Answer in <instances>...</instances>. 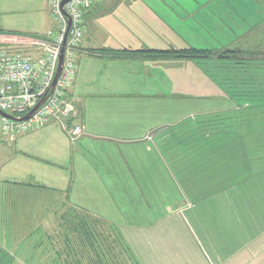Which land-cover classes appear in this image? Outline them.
I'll return each mask as SVG.
<instances>
[{"label": "crops", "instance_id": "0c3cea01", "mask_svg": "<svg viewBox=\"0 0 264 264\" xmlns=\"http://www.w3.org/2000/svg\"><path fill=\"white\" fill-rule=\"evenodd\" d=\"M161 1L86 11L65 92L85 127L76 142L54 120L0 141L13 150L0 167V244L14 264L84 263V219L118 225L140 264H264V104L242 83L255 68L123 51L221 48L264 19L261 7Z\"/></svg>", "mask_w": 264, "mask_h": 264}, {"label": "built area", "instance_id": "2783aa9c", "mask_svg": "<svg viewBox=\"0 0 264 264\" xmlns=\"http://www.w3.org/2000/svg\"><path fill=\"white\" fill-rule=\"evenodd\" d=\"M97 1L67 0L62 4L63 0H49L56 26L43 36L0 34V44L4 45L0 47V111L20 117L46 96L30 118L17 120L0 112V141L14 140L17 134L39 129L51 120L60 124L71 142L85 133L77 119V107L64 97V90L73 84L78 69L77 51L86 30L85 13ZM13 42L30 50L10 46L16 44ZM33 47L38 53L31 50ZM63 47V69L52 88Z\"/></svg>", "mask_w": 264, "mask_h": 264}, {"label": "trees", "instance_id": "16d2710c", "mask_svg": "<svg viewBox=\"0 0 264 264\" xmlns=\"http://www.w3.org/2000/svg\"><path fill=\"white\" fill-rule=\"evenodd\" d=\"M0 33L14 34L17 33V31L6 30L0 27ZM257 33L260 34L261 37L256 35ZM1 46L4 45L0 44V47ZM9 48L12 49L14 47ZM123 51H129L133 54L145 52L148 56L161 58L170 56H216L217 59L233 61L230 62V65H233L231 67L236 66L240 70L243 69V71L249 70L248 68L253 65L252 67L255 68L253 70V75L247 77V71H244L245 75H243L242 83L255 86L258 84L261 71L264 70V21L263 23H258L255 29H250L240 40L237 39L234 43L224 45L221 48L199 49L188 47L182 49H125ZM255 94L257 93L253 92L251 95ZM96 222L95 219L93 221L87 219L83 220V233L85 235L83 236V241L85 247L90 244L92 249L89 250L86 248L87 252L83 253L84 263L78 264H140L118 225L112 226L109 224L106 228L102 225V220L99 219L98 224ZM4 248L0 244V264H14L16 259L15 255ZM68 255L71 257L66 258L72 259V254ZM62 256L61 253L57 252L54 256V260L58 261ZM69 262L71 264H76V262L72 260Z\"/></svg>", "mask_w": 264, "mask_h": 264}, {"label": "rangeland", "instance_id": "374dc122", "mask_svg": "<svg viewBox=\"0 0 264 264\" xmlns=\"http://www.w3.org/2000/svg\"><path fill=\"white\" fill-rule=\"evenodd\" d=\"M228 2H230V0ZM237 2L240 3V0H238ZM152 3L161 4L162 1L161 0H152ZM243 3L244 4L259 5L261 7L260 14L264 16V0H243ZM50 11H51L50 5L48 4L47 0H0V27L3 29H5V28H21V29H27V30H45L47 28L48 24H51V22L53 23V20L51 18L52 16L50 17L51 14H49ZM263 21H264V19L261 20L262 23H263ZM54 26H56L55 22H54ZM239 28H241V27H237V30ZM255 28H256V25L249 27V29H251V30H253ZM114 32L116 33V35L123 38L124 31L114 28ZM0 34H8L9 36L17 35L19 37L24 36L22 33H18V32L14 33V34H10V33H0ZM256 35L261 37V35L258 33ZM2 37H3V35H2ZM223 39H225V38H223ZM237 39H239V38H237ZM229 40H232V38L229 37ZM220 41L222 43H225L222 40H220ZM13 43H16V42H13ZM9 45L10 46H16L17 45V47L24 48L26 50L30 49V47H28V46L25 47V46L21 45L20 42H17L16 44H9ZM31 50L34 51V50H36V48L33 47ZM58 64H59V61H58ZM57 68H58V66H57ZM211 70H216V68L213 66L211 68ZM68 88H66L64 90V97H65V92ZM246 89H247V87H245L244 93L247 91ZM255 89L256 90L254 91V93H257V94L252 95L254 97L252 99H259L260 100L259 102L264 104V70L261 71L260 79L258 80V84L255 85ZM260 94H261V96H260ZM247 95L248 94H245V96H247ZM261 111H264V108H261ZM70 124H72V122ZM64 132H65V130H64ZM76 141L77 140H75L74 142H76ZM74 142H72V143H74ZM261 152L264 153V149H262V150L260 149V153ZM12 155H13L12 148L9 146H2V144L0 143V167H2V164L8 158H11ZM255 159H257L255 161V163H258L260 167H264V155H260V157H256ZM258 160H259V162H257ZM102 225L105 226L106 228L108 227L107 223L102 222ZM1 246L3 248L5 247L2 244H1ZM4 249H7V248H4ZM5 259H6V257H5ZM21 263L25 264V262H21Z\"/></svg>", "mask_w": 264, "mask_h": 264}, {"label": "water", "instance_id": "95a60500", "mask_svg": "<svg viewBox=\"0 0 264 264\" xmlns=\"http://www.w3.org/2000/svg\"><path fill=\"white\" fill-rule=\"evenodd\" d=\"M67 0H63L62 4H64ZM70 25H71V20H70V24H69V27H68V30H67V33H66V37L68 35V32H69V29H70ZM63 65H64V47L62 48L61 50V54L59 56V64H58V68H57V71H56V74L54 76V79H53V82H52V88L55 87L56 85V82L62 72V69H63ZM45 98L46 96H44L32 109H30L26 114H24L23 116H14L10 113H7V112H4V111H0L3 115H6L8 117H11V118H14V119H17V120H23V119H27V118H30L34 112L38 109V107L45 101Z\"/></svg>", "mask_w": 264, "mask_h": 264}]
</instances>
